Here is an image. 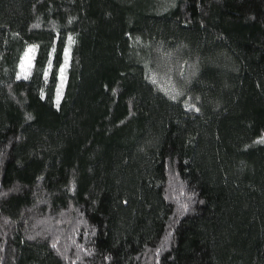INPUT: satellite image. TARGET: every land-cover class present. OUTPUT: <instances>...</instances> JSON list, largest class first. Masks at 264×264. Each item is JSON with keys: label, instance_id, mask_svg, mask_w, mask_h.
Returning a JSON list of instances; mask_svg holds the SVG:
<instances>
[{"label": "trees", "instance_id": "trees-1", "mask_svg": "<svg viewBox=\"0 0 264 264\" xmlns=\"http://www.w3.org/2000/svg\"><path fill=\"white\" fill-rule=\"evenodd\" d=\"M0 264H264V0H0Z\"/></svg>", "mask_w": 264, "mask_h": 264}, {"label": "rangeland", "instance_id": "rangeland-1", "mask_svg": "<svg viewBox=\"0 0 264 264\" xmlns=\"http://www.w3.org/2000/svg\"><path fill=\"white\" fill-rule=\"evenodd\" d=\"M35 51L34 48L32 46H29L27 48L25 57L22 60V68L23 71H21L20 76L24 79L28 78L30 75V69L33 63V57H34Z\"/></svg>", "mask_w": 264, "mask_h": 264}]
</instances>
